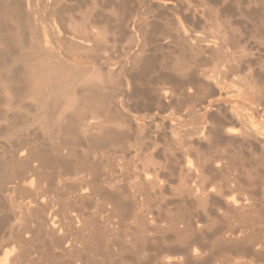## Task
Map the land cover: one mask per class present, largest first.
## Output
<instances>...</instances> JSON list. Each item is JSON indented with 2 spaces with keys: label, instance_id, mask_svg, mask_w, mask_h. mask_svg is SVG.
<instances>
[{
  "label": "bare ground",
  "instance_id": "obj_1",
  "mask_svg": "<svg viewBox=\"0 0 264 264\" xmlns=\"http://www.w3.org/2000/svg\"><path fill=\"white\" fill-rule=\"evenodd\" d=\"M36 1L0 0V44L2 43L7 47L10 42L7 40L8 42L6 43L2 39L3 37L1 38L2 33H10L11 41L18 47L25 45L27 40L25 38L28 35V46L29 50H31L28 52L30 54L25 53L26 55L17 56L18 58H15V60L11 59L14 62L20 61L22 63L23 68L19 74L12 72V64L6 62L9 59L4 61L2 55L0 56V72L3 75L4 73H11L10 76L6 75L7 77L4 81L6 82L5 88L8 90L7 92L10 91L11 94H16V92L26 89L28 97L34 98L38 106H40L39 111L49 102L48 100L51 97H56L57 99V97L67 96L73 86V82L76 83L80 80L82 78L81 73L85 70L81 65L68 67L67 59L71 55L77 59H92L89 66L86 65L85 71H92L99 79L103 77L105 83L109 85H105L104 88H101V86L95 89L92 88L93 90H87L86 92L85 90L75 92L73 95L79 97V105L74 106L69 115L62 117L63 120L60 123L55 124L48 121L49 124L43 120L44 116H42L41 122H39V126H42V132L49 136L56 135L50 136L49 146L40 147V145H33L35 142L28 141L26 137H22L18 140L17 145L8 148L7 157L0 161L1 170L10 167L15 172L22 173L18 183L10 182L14 174H11V172H9L11 175L5 174L3 181L0 183V196L3 192L10 194L18 186H23L27 183L29 190L32 191L30 200L23 204V212L28 217L33 216V214L34 217L38 216V226H36L34 234H44L49 240V250H52V253L58 252L62 258L67 256L68 264L97 263L96 261L95 263L94 261L91 262L92 260L87 261L88 259L82 260L83 258L81 257V250L93 238V235L92 238L90 237V231L88 233L85 232L95 222V213L87 209L75 212L63 210L61 212L63 214L62 219L54 220L55 217L53 218L52 211H50L54 195L57 201L63 198L62 203L65 206L66 199L64 197L67 194L74 195L73 199L77 200L79 205H84L91 197L101 196L105 202L111 205L108 207V213L103 217L104 221L102 220V224L109 221L110 214H113L115 210L124 207L120 190L116 185L122 176L121 166L117 162L116 165L111 163L108 160L107 150H103V148H107L108 145L106 146V144L108 143H119L124 138V135L121 132L105 130L101 125L104 122H99V124L97 123L98 121H87L84 116L85 111L96 108L109 118L113 114L122 117L124 112H120L121 108L126 111H137L143 106H157L162 111L169 110L167 115L170 121L166 127L161 125L153 127L154 130L152 131L149 129L153 144L151 147H155L154 143L157 140H162L166 143V150L168 149L169 153L163 157V160L167 156L168 159L166 158L165 161H168L169 167L171 166L169 169L178 167L181 174L180 178H178V183H180L178 195L183 198V194H189L187 196H190L195 201L193 203L199 204L200 208L207 199L209 200L212 196H216L222 200L223 213H232L241 217L242 220L244 219L243 226L245 229L237 233H230L228 236L225 235L223 242L241 245L248 239H256L253 236L256 232L251 235L248 231H250V227L253 228L249 224L253 223L254 219L249 217L258 204H256L258 202L256 198L258 195L264 197V121L262 122L261 120L258 123L250 109L239 107H225L224 109L216 107L214 108L215 111L212 109L215 112L213 115L209 116L210 113H208L212 105L207 100V97L219 93L225 87L229 88L228 85H225L227 84L226 81L231 77L235 79L236 73L248 69L250 62L254 58L251 48L240 45L237 32L235 31L236 36L232 33V30L222 29L220 24L216 23L214 25L220 26L222 30L215 32L206 30L204 32L205 29L204 31L200 30V26L198 30H195L197 24H201V22H204L203 26L206 24L205 13L202 8V10H198L189 6L186 0H158L160 2L155 3V5L153 0H134L137 4L142 3L144 7L141 10L138 7L134 8V11L132 10L134 14H137V21L129 18L130 13L126 10L129 0H107V7H110L115 15L114 23L112 20V23H110L106 17L101 15L97 26L89 22L86 19L87 17L82 18L78 23L71 21L70 15L72 17V14L70 13L69 15V12L74 5L69 2L76 0H41L42 9L46 14L45 19L39 16L35 17V15L39 14ZM234 1L237 2L238 0ZM129 6L132 7L130 4ZM149 16L166 24V32L169 34V38L163 42L165 44L158 41L153 34L146 36L145 29L149 25ZM209 24L207 23L206 26H209ZM225 24L223 25L225 26ZM112 29L121 38L126 37L128 39L126 47L118 48L115 46L114 41H112V45H108L103 41L105 34ZM212 30L214 31V29ZM25 31H27V35ZM136 32L139 33L140 38L136 36ZM147 32H149L148 29ZM11 43L10 45H12ZM156 53H159L160 58L155 56ZM167 57L171 58V60H168ZM84 64L86 63L84 62ZM115 64H117L116 69H111L110 66ZM73 73L75 75L72 77ZM236 77L238 78V76ZM20 78H23L25 83ZM150 78H153L157 83L166 84L168 87L159 88L155 84L152 87L148 85L149 88H142V85L144 86L150 82ZM19 80L26 84L23 89H21V84L19 85ZM128 80L140 85V89H136L133 93L131 91V94H129L124 89V85H126ZM229 80L228 83L233 82L232 80L229 82ZM253 86L257 91H262L261 84L254 82ZM230 91L232 90L228 92L230 93ZM235 92L241 97L245 95V91H241L240 88ZM11 94L10 96H13ZM26 94L25 96H27ZM203 94L204 97L201 96ZM193 98L198 102L193 106L191 104L192 109L186 112L185 104ZM246 99L244 100L245 102ZM248 100L251 101L250 99ZM240 105H244V103H240ZM39 117L41 116L39 115ZM45 117L47 118V116ZM36 119L40 121V118ZM148 119L153 123L151 117H148ZM190 119L195 120L197 125L193 123L194 126H188L187 123ZM107 121L106 119L105 122ZM148 125L151 124L148 123ZM21 127L23 128L24 126H20V129L18 127L16 130L15 127L13 130H21ZM80 135H82V141L81 137H79ZM82 142L87 147V152H98L101 158L106 159L101 170H96L91 166L92 164H81L80 157L83 156V162L87 158V155L84 153H82L84 155H80L77 151ZM200 144L201 146H199ZM227 147H232L233 153L240 155H236L238 156L236 162L231 161L233 159L230 160L229 155L232 152ZM151 149L149 150L148 148V152L152 153ZM199 149H202V151ZM244 149H247L251 154L257 152V160L252 164H244L242 162ZM192 155L195 156L193 157L194 159ZM144 159L149 166L151 165V170L156 174L153 177L151 173H148L149 175L144 174L143 185L146 184L152 188L159 187L158 190L162 189L166 180L161 181L159 179L158 170L162 169L163 166L161 167L158 161V163L155 162L151 154ZM145 164L147 165L146 162ZM143 166V169L144 167L146 168V166ZM248 166L252 167L251 170H248ZM231 170L235 172L233 173ZM145 171L149 172L148 170ZM142 172L144 173V171ZM47 194H51L52 197ZM214 203L213 201L210 204ZM262 204L260 206H263ZM99 206L103 207L102 204ZM218 208L220 207H217L216 210ZM211 212L203 210L202 213L196 214L194 217L179 216L169 224V228L176 237L183 238L187 235L192 239L190 245L183 248L185 254L188 253L193 257L200 255L205 247L198 244V239L215 235L213 231H209L212 229V227L210 228L211 224L215 221L210 216L212 215ZM256 213L260 214L261 212ZM227 215L229 216V214ZM262 220L264 221V218ZM2 223L0 220V227ZM251 230L253 232L254 229ZM260 230L258 231L260 232ZM31 231L23 229L27 239L22 238L20 231L9 230L8 232L9 234L14 232V239L24 245L33 237ZM101 231H103V237L108 239L112 236L111 233L114 229L105 226L102 227ZM89 237L91 238L90 240ZM260 237L264 236L260 235ZM108 242L110 245L112 244L109 239ZM258 242L257 244L249 243L250 245L247 243L249 251L255 250V252H258L256 251L257 248L264 250V241L261 242L260 240ZM194 244L198 246L196 247ZM7 245V243H0V264H34L33 260L28 257L29 255L23 256V259L17 252L15 253L13 246L9 249L8 247L6 248ZM254 245H257L255 249ZM189 248H192V251ZM241 248H244V246ZM54 255L56 256V254ZM257 255L259 257V254ZM171 259H166L164 264H177L174 262L175 258H173L174 260ZM262 259L260 263H263L264 258L262 257ZM61 261L66 262V257ZM120 263L121 261L118 264Z\"/></svg>",
  "mask_w": 264,
  "mask_h": 264
},
{
  "label": "rangeland",
  "instance_id": "obj_2",
  "mask_svg": "<svg viewBox=\"0 0 264 264\" xmlns=\"http://www.w3.org/2000/svg\"><path fill=\"white\" fill-rule=\"evenodd\" d=\"M201 1L203 5L201 4ZM220 1L221 0H186V2L189 3V6L195 7L198 10L202 8L203 10L202 9L201 10L204 11L205 13L204 19L207 21V22L205 21L206 24L204 26H203L204 22H201L202 25L197 24L195 30L196 29L198 30V28L201 27L200 30L202 29V31H204L205 29L204 32H206V30L208 32L209 31L215 32L225 28L232 30V33H234L235 35L237 32L238 36L237 35L236 36L239 37L238 39L240 40V45L246 47L248 46V48H251V52L254 54V58L250 62L248 69L236 73L235 79L234 77H231L234 80L229 78L233 82H230L229 79L228 80L230 83H228V80L226 81L227 84L225 85H228L229 88L225 87L227 89L224 88L225 90L223 89L219 93L207 97V100L212 105L211 109L208 112L210 113L209 116L215 113L212 111V109L214 110V108L216 107H219L221 109H224L225 107L227 108L239 107L248 110L250 109V112H252L253 116L255 117V119H257L258 123H260L261 120L263 122L264 121V0H238L240 2L238 1L235 2L234 0H227V1L222 0L221 2ZM106 2L107 0H76L69 2L71 5H74V7L72 6L69 12V15L70 13L72 14V17L70 15L71 21L78 23L81 21L82 18L84 19V17H87L86 19L89 22L97 26L98 19L102 15L106 17L110 21V23H112L115 19V15L114 12L111 10V8L107 7ZM159 2L160 1L158 0H153L154 5L155 3H159ZM129 4L132 5V7H130ZM36 7L39 11L38 12L39 14L35 15V17L39 16L40 18L45 19L46 14L45 11H43L42 9L41 0L36 1ZM136 7H138L139 10L144 8L142 3L137 4V2H135L134 0L132 1L129 0L126 10L129 11L130 13L129 18L134 21H137V14H134L133 12L134 8ZM127 11L126 13H128ZM207 23H210L209 26H206ZM215 23L218 25L220 24L222 29H220L221 27L220 26L218 27V25L215 26L214 25ZM223 24H225V26ZM147 27L146 28L148 29L149 32H147V29H145L146 36L153 34V36L161 43L168 40L169 34H167L166 32L167 29L166 24L163 21H160L154 17L151 18L149 16V25ZM152 27L155 29H153ZM150 29L152 30L151 32ZM212 29H214V31ZM115 32L116 31L114 29L109 30L105 34L103 41H105L108 45H112V41H114L115 46L118 48L126 47L128 44V39L126 37L121 38ZM25 34L26 35L28 34L27 31H25ZM136 36L137 37L140 36L138 32H136ZM1 38L4 39L6 43L10 41L8 46L9 48L10 47L12 48L9 49L8 46L6 47L4 44L1 43L2 45L0 44V56L2 55L3 57L2 59L4 61L9 59L6 62L7 63L9 62L8 64L10 63L12 64V72L19 74L22 71L21 69L23 68V65L20 61L14 62L13 60H15V58L24 56L26 55L25 53L31 51L29 50V46H28V41H29L28 35L27 38H25L27 39L25 41V45L19 47L17 45L15 46L11 41L10 33H2ZM10 43L14 47L10 45ZM3 46H5L6 48ZM8 53H12V54H8ZM155 56L160 58L159 53H156ZM69 57H70L68 58L69 60L67 59L68 67H76L81 65L86 70V67L89 66L90 62H92V59H86V58L77 59L73 55ZM167 59L171 60V58L168 57ZM84 62L86 64H84ZM166 66L168 65L166 64ZM116 67L117 64L110 66L111 69H116ZM85 70L82 71L81 73L82 78L78 80L76 83L73 82V86L70 88L69 94L67 96H62L59 98L57 97V99L56 97H51L48 100L49 102H47L44 105V107L40 109L41 112L39 111L40 106H38L35 99L31 98L30 96L28 97V95L26 94L27 90L23 89V87H25L26 85L24 84L25 80L23 78H20V80L21 81L23 80L24 83L19 80V85L21 84L20 86L21 89H23V91L20 90L19 92H16V94H11L10 91L7 92L8 90L5 88L6 82H4L5 78L7 76H10L11 73H7V74L4 73L5 75L4 76L2 72H0V161H2L5 157H7L8 148L10 146L17 145L18 140L21 139L22 137L23 138L26 137L28 141L35 142V144L33 143V145H40V147L43 146L45 147L46 145L49 146L48 144H50V140H51L50 136H56V135L49 136L42 132V126H39V122H41L42 116H44L43 120H45V122L47 123L49 122L55 124L60 123L63 120L62 117L69 115L74 109V106L79 105L78 103L79 97L73 95L75 92H80L81 90H85L86 92L87 90H91L92 88L95 89L100 86L101 88H104L105 85L107 86L109 85L108 83H105L103 77L99 79V77L97 75H94L92 71L90 72V70H88L89 71L88 72ZM74 75L75 74L73 73L72 77ZM236 76H238V78ZM254 82L262 85L261 92L257 91L254 88L253 86ZM155 84H157V87L159 88L168 87V85L166 84L157 83L155 80H153V78H150V82L146 83L144 86L142 85L141 87L149 88L155 86ZM139 86L140 85H136L135 83H132L128 80L126 82V85H124V89L129 94H131V91L133 93L136 89H140ZM238 87L241 89V91L243 90L245 91L244 92L245 95H242V97L241 95L238 96L237 93L235 92L237 91V89H239ZM229 90L232 91H230L229 93L228 92ZM10 94L13 96H10ZM22 94L23 96H21ZM25 94L27 96H25ZM201 96L204 97V94ZM243 97H245L244 100L247 98L246 102L242 100ZM248 99H250L251 101H249ZM191 101L185 104L186 112H189L190 109H192V106L194 104H197L198 102V101L196 102L195 98H193ZM240 103L242 104L244 103V105H240ZM87 111L88 113L90 111V113L88 114ZM97 111L98 110L96 108H91L86 110L84 115L86 117V120L91 122L98 121L97 123L104 122V124L101 125L105 130L107 129L108 131L111 130L113 132H121L124 135V138L119 143L116 144L108 143L106 144V146L108 145L107 148L106 147L105 149L103 148V150L105 151L107 150V154L109 157L108 160L111 163H115V165L118 163L121 166L122 176L120 178V181L116 183V185L120 190L119 192L121 194V201L124 207L115 210L113 214H110L111 217L109 221L102 224L104 221L103 217L105 216L106 213H108L109 210L108 207L111 205L105 202L103 198L99 195L91 197L89 201L84 205H79V202L73 199L74 195L67 194L64 197L66 199L65 206L62 203L63 198L57 201L54 195V201L50 206V211H52L53 214L52 216L53 218L55 217L54 220L62 219L63 214L61 212L63 210L75 212V211L87 209L90 212L95 213V220H94L95 222L92 223V226L91 225H90L91 227L89 226L90 227L89 230L85 232L88 233L90 231L89 232L90 237L92 238L93 235V238L91 239L89 237V240L90 239L91 240L90 241L88 240L89 242L87 241L88 245H86L85 247L86 249L83 248V250H81L82 251L81 257L83 258L82 260L88 259L87 261L92 260L91 262L94 261V263L96 261L98 264L99 263L108 264L110 260H111L110 262L113 264H118L120 261H121L120 264H160V263L164 264V261L166 259L170 260L172 258L171 260H174L173 258H175L176 261L174 260V262H176L177 264H230V263L234 264L235 262H236L235 264L238 263L264 264V261L263 263L262 262L260 263V261L263 260L262 257L264 258V250L257 248L256 251L258 252H255V250L251 252L249 251V246H248L250 245L249 243L257 244L258 240L259 242L260 240L261 242L264 241V237H260V235L264 236L263 233L264 221L262 220L264 218V197L260 195H258V197L256 196L257 197L256 200L258 201L256 202V204L258 203L257 204L258 206L256 205L254 212H252L249 217L250 219H254V221L253 223L249 224L250 226H253V228L249 226L250 231H248V233L252 235L254 232H256V234L255 233L253 234V236H255L256 239H253L254 242L252 239H248L249 241L252 242H249L247 240L245 242L246 244L244 243L241 245L239 244L236 245V243H234L235 244L234 245L232 243L229 244L223 242V240H225L224 236L225 235L228 236L230 235V233H237L241 230H244L245 229L243 226L244 219L242 220L241 217L236 216L235 214L232 213L231 214L223 213L222 210L223 205L221 203L222 200L216 196H212L213 198L211 197V199L209 200L207 199L208 201L206 200L205 203H203V205H201L200 208V206H198L199 204L193 203L195 201H193V199L190 196L189 197L187 196L189 194H183V198L182 196L180 197V195H178L177 192L179 191V186H180V183H178L179 182L178 178H180L181 176L178 167H175L176 169L175 168L169 169L171 168V166L169 167L168 161L167 162L165 161L166 158L168 159V157L166 156V158L163 160V157L169 153V151H167L168 149L166 150L167 148L166 143L162 140H157L156 143H154L155 147H151L153 144L149 132V129H151L152 131L154 130L153 127L155 126L162 125V127H166L168 125V122L170 121L167 115L169 112L168 109L162 111L161 108L157 106H149V107L143 106L139 108L137 111H126L125 109L121 108L120 112L121 113L124 112L123 113L124 115L122 117L113 114L112 116L110 115L109 118L104 116L105 113L101 111H98L97 113ZM210 111L213 113H211ZM39 115L41 117H39ZM45 116H47V118ZM148 117L152 118L153 123H151ZM36 118H40V121L39 119ZM106 119L108 120L107 122H105ZM192 120L193 119H190L188 121L187 123L188 126H192V125L194 126V124L197 125L196 121L193 120L195 121L193 122ZM148 123H150L151 125H148ZM20 126H24V127L23 128L21 127V130L15 131L16 129H18V127L20 129ZM14 128L15 130H13ZM12 130L15 133L13 132L12 134L11 133ZM79 137H81V141H82V135H80ZM199 146H201V144ZM86 148L87 147L84 146V143L82 142L81 146H79V148L77 149L80 155L82 153L87 155V158L85 159L84 162L82 160L83 156L80 157L82 161L81 164L82 163H85V165L92 164L91 166H93L96 170L99 169L101 170L102 169L101 167L105 164L106 159L101 158L98 152L97 153L90 151L87 152ZM148 148L149 150L152 148L153 150L151 149V151L155 153L153 154V152L152 153L148 152ZM227 148L230 149L229 150L230 152H232L229 155L230 160L233 159L231 161L236 162L238 156L240 155H238L237 153H233L232 147H227ZM200 151H202V149ZM143 154L145 155L144 157ZM149 154L152 155V158L153 160L155 159L154 160L155 162L158 161L161 167L163 166L162 169L160 168V170H158L159 172L158 174H160L158 175V177L159 179H161V181L166 180V182H164L163 184V182L160 181V183L163 184L164 186L162 189L159 190H158L159 187L158 188L156 187L157 189L154 187L155 188L154 189L152 187H148L146 184L143 185L145 175H149L151 173V176L153 177L156 174V173L154 174V171L151 170L152 169L150 168L151 165L149 166L148 162L144 159L145 157H148ZM194 155H192V158L195 157ZM242 156H243L242 162L246 165L252 164L257 160V152L251 154L247 149L243 150ZM70 161L73 162L72 160ZM145 162L147 163V165L146 164L144 165ZM179 162L181 163L180 160ZM141 164L146 166V168ZM142 166L144 167V169L142 168ZM251 168L252 167L248 166V170H251ZM141 170L144 171V173ZM145 170H148L149 172H146ZM9 172H11V174H14L10 182L18 183L22 177L21 175L22 173L15 172V170L10 167L9 168L6 167V169L3 168L2 170L0 167V183L3 181L5 174L11 175ZM232 172L234 173L235 171ZM15 173H19V174H15ZM28 186H29L28 183L23 186H18L17 188H15V190L12 193L7 194L6 192L5 193L3 192V194L0 196V220L3 222L0 227V243L1 242L7 243L8 245L6 246V248L8 247L9 249L13 246L15 248V253L17 252L18 255H20L21 258L23 259H24L23 256L29 255L28 257L33 260L34 264H61V263L68 264L67 256H63L64 258L66 257V262H67L66 263L64 262L65 260L61 261L64 258H62V256L58 254V252L52 253V250L51 251L49 250V244H48L49 240L44 234L42 233H40V235L34 234L36 226H38L37 225L38 224L37 222L39 220L38 216L34 217L33 214V216L28 217L23 212V204L28 202V200H30V198L32 197V191L29 190ZM48 196L52 197L51 194ZM211 200L212 202L213 201L215 202L212 205L210 204L212 203ZM260 203L261 204L263 203L262 204L263 206H260L261 205ZM101 204L103 205L102 208L99 206ZM206 207L208 208L210 207L209 208L210 210ZM217 207H220L218 208V210L220 211L216 210ZM203 210H207L210 212L213 210L211 212L212 215L210 216H212L213 220L215 221L214 223L211 224L210 228L212 227V229H210L209 231H213L215 235L213 237H208V238H205L204 236L203 237L204 239H198L199 240V241L197 240L198 244L204 246L205 249L200 255L193 257L190 254L188 253L185 254L183 252V248L186 247L187 245H190L192 239L187 235H185L186 238L185 236L183 238L176 237V235L169 228V224L173 221V219L179 216L181 217L185 215V216L194 217L196 216V214L202 213ZM256 212L259 213L261 212L262 214L261 213L258 214ZM254 213H256L257 215ZM227 214H229V216ZM239 218L241 219V222ZM259 225L261 226L258 227ZM105 226L114 229V231L111 233L112 236L108 238L110 242H112L111 245L109 244L108 239L107 238L105 239V237H103L104 236L102 234L103 231H101L102 227ZM23 229L32 230L31 233H33V237L31 238V240L24 245L18 243L14 239V235H15L14 232L12 234H9L8 232L9 230L10 231L14 230L17 232L20 231L22 234V238L27 239L25 238L26 233H23ZM251 229H254L253 232ZM258 230H260V232ZM194 246L196 245L194 244ZM242 246H244V248H241ZM254 246L255 249L257 245ZM87 249H89L90 251ZM189 250L192 251V248L191 249L189 248ZM86 252L88 253L86 254ZM54 254H56L57 257ZM257 254H259V257ZM89 255L93 257L91 256L89 257ZM34 258L36 259V262ZM252 258L253 260H251ZM236 259L239 260L236 261ZM110 262L109 264H111Z\"/></svg>",
  "mask_w": 264,
  "mask_h": 264
}]
</instances>
